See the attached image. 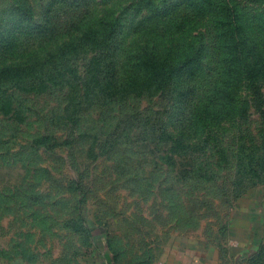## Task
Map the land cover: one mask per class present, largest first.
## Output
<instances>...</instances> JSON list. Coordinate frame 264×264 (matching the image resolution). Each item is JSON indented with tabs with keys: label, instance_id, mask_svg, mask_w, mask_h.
I'll list each match as a JSON object with an SVG mask.
<instances>
[{
	"label": "rangeland",
	"instance_id": "obj_1",
	"mask_svg": "<svg viewBox=\"0 0 264 264\" xmlns=\"http://www.w3.org/2000/svg\"><path fill=\"white\" fill-rule=\"evenodd\" d=\"M176 1L0 0V264H264L262 120L233 116L234 79L197 115L222 76L221 0L161 18ZM225 1L264 51V0ZM192 47L183 79L138 63Z\"/></svg>",
	"mask_w": 264,
	"mask_h": 264
},
{
	"label": "trees",
	"instance_id": "obj_2",
	"mask_svg": "<svg viewBox=\"0 0 264 264\" xmlns=\"http://www.w3.org/2000/svg\"><path fill=\"white\" fill-rule=\"evenodd\" d=\"M212 0H181L168 10L163 12L161 18L168 17L173 11H176L179 7L189 5L192 9H197L200 14L208 10ZM223 2V3H222ZM219 9L221 11V21L218 23L217 38L219 42V58L218 62L221 64L222 76L220 83L215 87L213 97L208 99L204 103L203 109L199 111L197 115L205 114L207 109V103L217 104L218 110L213 111L212 116H217L221 110L219 108H225L230 98V79H234L238 89L245 91L243 97L237 96V106L233 108V116H242V112L245 111V105L250 104L254 109V112L262 120V126L264 130V51H256L255 48L250 45L247 36L245 35L241 13L235 4L221 0ZM253 52L251 53V48ZM190 53L183 58L176 57L175 60L165 58L164 56H158L155 60L153 52H149L147 49L142 50L140 54V60L138 63L142 65L143 69L147 67V72L157 77L162 74V79L166 76L168 78L179 79L185 78L189 73L194 74L198 71V67L202 59V48H193ZM139 56L138 54L136 55ZM165 58V59H164ZM175 81V80H174ZM187 83L181 89H178L177 96L180 97L182 104L191 101V96H195V89ZM178 88V87H177ZM248 92L250 94L249 100L247 99ZM241 103L239 104V100ZM204 116V115H202Z\"/></svg>",
	"mask_w": 264,
	"mask_h": 264
}]
</instances>
